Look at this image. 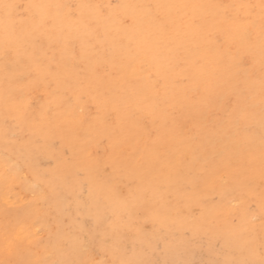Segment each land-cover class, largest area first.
Here are the masks:
<instances>
[{
    "label": "snow or ice",
    "instance_id": "1",
    "mask_svg": "<svg viewBox=\"0 0 264 264\" xmlns=\"http://www.w3.org/2000/svg\"><path fill=\"white\" fill-rule=\"evenodd\" d=\"M123 7L132 11L121 23L130 21L135 27L146 21L147 26L121 42L117 57L103 47L93 25L92 10L99 5L0 0L6 125L9 120L24 123L38 133L65 124L106 131L110 111L98 106L95 114L89 110L85 115L82 105L92 93L104 97L105 105L111 100L115 111L120 105L146 107L155 114L152 127L139 121L121 124L113 145L114 166L166 190L182 176L189 155L196 159L199 151L203 166L182 176L193 204L180 214L189 221L193 238H207L209 253L222 257L202 264H264V237L259 248L251 238L256 201L264 232V0ZM220 7L226 11L219 20L206 11ZM217 24L227 31L216 34L213 55L205 41ZM221 35L233 41L238 37L246 52L239 57L220 54L225 49ZM129 75L143 86L129 92ZM114 82L125 93L118 100L110 95ZM8 175L6 168V180ZM209 191L219 192L227 203L210 205L202 195ZM135 197L131 188L125 195L104 183L91 204L84 201L88 213L56 221V245L69 257L89 254L100 245L116 258H68L53 264H151L116 255L134 252L120 229L131 220L129 204ZM162 208L167 211L169 204Z\"/></svg>",
    "mask_w": 264,
    "mask_h": 264
},
{
    "label": "bare ground",
    "instance_id": "2",
    "mask_svg": "<svg viewBox=\"0 0 264 264\" xmlns=\"http://www.w3.org/2000/svg\"><path fill=\"white\" fill-rule=\"evenodd\" d=\"M13 2L21 5L40 2L99 5V9L92 10L93 25L101 38L103 47L115 52L119 57L122 55L119 47L121 42L126 41L127 37L139 28L147 26L146 21H142L135 27L131 26L130 21L127 24L121 23L122 17L132 11L130 8L123 7L125 5L194 3L225 6L259 3V0H13ZM206 11L219 20L226 9L220 7ZM227 11L234 13L236 10L227 9ZM137 13L139 14V10ZM226 31L227 26L221 24L209 29L210 34L207 36L205 46L212 49L213 55L216 54L214 43L216 34ZM220 41L225 45L224 51L220 54L239 57L247 50L238 37L233 41L221 35ZM228 49L231 51L228 52ZM100 59L105 60L104 57ZM2 69L3 58L0 56V264H36L38 261L53 264L54 261L68 258L95 260L94 255L97 251L104 255L106 250L97 245L89 254L69 257L56 245L57 219L76 217L81 211H83L81 215L88 213L89 208H80L83 206L79 200L82 188L86 187L87 199L91 204L100 195V186L104 183L119 188L125 195L129 191L128 185L135 183L134 188L131 189L136 193V197L129 204L132 217L128 225H122L120 229L123 237L126 230H133V223L139 221L134 229L137 233H134L128 241L124 240L128 248L134 249V252L129 251L127 255L120 252L117 257L145 262L156 258L154 264H184V262L202 264L209 259L222 258L209 253L207 238H204L207 242L202 248L201 243L204 239L202 240L200 236L195 237L197 243L191 245L188 238L183 235L185 229L190 231L191 225L186 216L180 213L186 214L193 201L183 190L182 176L190 168L195 170L203 166L204 161L200 158L199 151L196 152V159L189 155L182 169V176L169 183L166 190H161L157 185L141 183L140 178L131 170L118 165L114 166L116 154L113 145L122 123L130 126L139 121L147 127H152L155 118L153 112L144 106L137 108L135 105L131 109L120 105L119 111H115L111 100L105 105L104 97L92 93L86 97V103L82 105L85 108V115L89 110L95 114L98 106L110 111L111 116L108 121L110 127L106 131L102 127L97 130L89 129L87 126L74 129L65 124L38 133L28 124H17L9 120L6 125L3 100L6 84ZM127 79L129 92L143 86L142 81L136 80L131 75ZM112 89L113 92L110 95L116 100L120 95L125 94L120 92L118 82L112 84ZM129 111L130 117L124 119ZM55 142L58 143V147L55 146ZM193 147L196 148L197 145L194 143ZM39 158L50 165L40 167ZM6 168L9 172L7 180L5 179ZM80 173L83 174L82 178H79ZM122 177L125 178V184L119 179ZM256 183L259 185L258 177ZM7 188L23 189L32 194L31 198L25 205L13 207L6 196ZM202 195L210 205L227 203L219 192H203ZM166 202L169 204V209L164 211L162 205ZM252 207L256 222L251 238L255 246L259 248L264 232L261 230L262 221L258 201L253 203ZM51 210L55 213L54 226L47 221ZM92 211L95 210L92 209ZM32 223L38 224L41 230H45L46 237L43 240L34 241L29 247L25 246L26 248L16 246L15 241L19 240V232ZM147 223L152 229L151 234H146ZM190 234L192 235L191 231ZM159 240L160 247L157 245ZM111 255V260L116 258L112 252Z\"/></svg>",
    "mask_w": 264,
    "mask_h": 264
},
{
    "label": "rangeland",
    "instance_id": "3",
    "mask_svg": "<svg viewBox=\"0 0 264 264\" xmlns=\"http://www.w3.org/2000/svg\"><path fill=\"white\" fill-rule=\"evenodd\" d=\"M55 146L56 147L59 146L57 142H55ZM38 162H39L40 167L50 165V163L47 165V163L44 162V160H42L41 158H39ZM82 177H83V174L80 173L79 178H82ZM119 179L122 181L121 183H123V184L126 183L124 177L119 178ZM134 185H135V183L129 184L128 188H134L133 187ZM13 193L16 195L14 196ZM31 195L32 194H30L29 192L24 191L23 189H19V188H15V190H11L10 188H7V190H6L7 199L13 207L25 205V203L30 200ZM81 197H82V199H81ZM79 200L83 203V206H81L80 208L84 209V207H85L84 201H86V200L88 201L86 187L82 188V191L79 194ZM82 212L83 211H81V213ZM81 213H79V214L81 215ZM54 216H55L54 211L50 212V214L47 216L48 224H50L51 226H54V224H53L54 223V221H53ZM138 223H139V221L133 223L134 229H136V226L138 225ZM145 226H146L145 227L146 228V230H145L146 234H149V233L151 234L152 229H150V224L147 223ZM26 228L19 232L20 233V235H18L19 240L15 241V244H17L16 246H18V247H21V246H23V247L28 246L29 247V245H31L34 241L43 240L46 237L45 230L44 231L41 230L40 227L38 226V224L32 223L31 225H28L27 229ZM134 229L133 230L132 229L126 230V232L123 236V239L125 241H128L129 238L132 235H134V233L135 234L137 233L134 231ZM183 235H185L188 238L189 243L191 245H194L195 243H197L195 241L196 238H193V236L190 234V231L188 229L184 230ZM206 242L207 241L204 239L203 242L201 243L202 248L205 247ZM15 244H13V245H15ZM157 245H158V247H160V245H161L160 240L157 242ZM116 255H119V253H117ZM94 256L96 257L95 258L96 261H111V257H112L111 251H106L104 255H102V253L100 251H97ZM156 260H157L156 258H153L152 260H149L148 262H151V264H154L156 262ZM196 263H197V261H196Z\"/></svg>",
    "mask_w": 264,
    "mask_h": 264
}]
</instances>
